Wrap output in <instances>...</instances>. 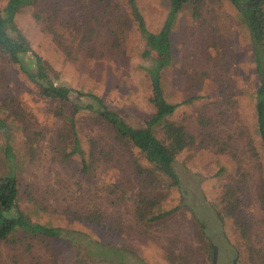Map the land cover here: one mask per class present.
Masks as SVG:
<instances>
[{
    "label": "rangeland",
    "instance_id": "1",
    "mask_svg": "<svg viewBox=\"0 0 264 264\" xmlns=\"http://www.w3.org/2000/svg\"><path fill=\"white\" fill-rule=\"evenodd\" d=\"M135 1L148 29L158 31L169 12L170 0ZM7 2L0 0V6L4 8ZM15 24L43 57L57 83L97 93L133 125H142L153 115L152 87L145 70L149 63L142 56L145 40L130 0H41L37 7L21 9ZM172 39L177 54L176 62L163 75L167 99L179 102L194 94L203 96L196 104L183 106L174 118L196 138L181 159L188 169L200 174L203 196L210 206L232 186L240 184L245 189L244 227L248 234L243 236L242 226L232 217H225L222 228L219 222H212L209 228L234 252L217 239L222 249H218L215 263L264 264V153L255 129L259 77L248 26L230 0H203L197 17L190 4L180 12ZM56 107L39 95L18 65L0 54V119L4 121L0 123V177L15 174L19 178L20 205L27 210L31 209L30 195L39 190L55 188L52 196L48 195L49 203H69L81 197L74 167H64L57 160L58 133H68L69 124L55 115ZM79 131L86 148L90 147V135H104L91 121L79 122ZM8 144L13 148L10 159L5 153ZM134 154L142 156L136 148ZM13 158L14 166L10 163ZM101 173V183H115L126 175L117 168ZM64 184L72 187L61 189ZM28 185L33 189L28 191ZM132 187L130 195L136 191ZM178 198V191L171 190L158 200L153 212L174 207ZM186 209L182 208L169 224L156 228L155 242L104 232L95 224L50 209L33 217L84 231L112 250L123 248L118 256L112 255V250H94L116 256L115 264H214L215 247L209 250L199 240ZM184 242L194 251L190 253L193 261L184 262L179 257ZM78 256L81 258L76 247L62 239L19 234L0 241V264H73ZM85 261L97 264L92 255Z\"/></svg>",
    "mask_w": 264,
    "mask_h": 264
},
{
    "label": "trees",
    "instance_id": "2",
    "mask_svg": "<svg viewBox=\"0 0 264 264\" xmlns=\"http://www.w3.org/2000/svg\"><path fill=\"white\" fill-rule=\"evenodd\" d=\"M202 1L170 0V9L162 27L158 31H152L148 29L136 1L130 0L132 13L145 40L142 56L149 63L145 70L151 82V102L155 108L153 115L142 125L127 122L97 93L83 91L68 83H57L54 80L43 57L33 49L15 24V16L21 9L37 7L41 0H8L4 8L0 6V54L18 65L38 88L39 95L57 104L55 115L68 122V133H58L59 141L55 148L58 147L60 152L57 149L55 151L59 156L58 162L64 167L68 164L74 167L79 180L77 187L81 193V197L74 201L68 200L69 203L62 200L49 203L48 195L52 196L55 188L44 192L39 190L37 194L30 195L31 209L27 210L20 205L22 191L19 178L15 174L0 177V241L10 240L19 234L62 239L72 243L81 255L73 264H85V257L88 255H92L97 264H115L117 260L114 257L123 248L112 250L109 244L100 243V239H95L84 231L40 222L33 214L50 209L55 213L95 224L104 232L136 235L155 242L153 239L156 238V228L172 220L182 208H187L190 222L197 228L199 240L206 243L209 250L216 246L222 249L221 241L217 240L219 239L233 252L229 243L209 227L212 222L217 221L222 228L224 219L228 216L234 219L235 224L242 226L243 236L248 234L244 227V186L237 184L230 187L219 201H215L216 205L210 206L207 203L201 189L200 174L188 169L181 159L195 144V135L174 119L183 106L196 104L203 96L194 94L182 101L171 102L166 97L163 83L164 71L176 62L177 50L172 33L178 15L190 4L193 5L194 16L197 17ZM230 2L238 9L239 16L248 26L250 34L255 70L259 77L255 99V129L264 153V0ZM40 15L36 12L37 18L40 19ZM81 121H91L104 132L101 136L90 135L88 148L80 135ZM0 123L4 124V121L0 119ZM28 143L33 144L32 139L28 138ZM34 148L32 146L30 150L33 151ZM134 148L141 157L134 154ZM12 149L11 145H6V159L13 157ZM10 163L14 166V158ZM110 168L121 169L126 175L115 183H101L102 170ZM221 170L225 171V167ZM237 173L240 171L237 170ZM131 184L136 190L134 195H130ZM28 186V191L33 189L31 185ZM66 187H72V184H64L60 188ZM173 189L179 193L178 204L154 213L158 200L166 197ZM128 206L131 207L129 211ZM184 216H188L187 213ZM184 244L180 259H184V262L188 259L193 261L191 254L194 251L191 246L187 247L186 242ZM96 248L102 252L112 250V255L115 253L116 256L94 252Z\"/></svg>",
    "mask_w": 264,
    "mask_h": 264
},
{
    "label": "water",
    "instance_id": "3",
    "mask_svg": "<svg viewBox=\"0 0 264 264\" xmlns=\"http://www.w3.org/2000/svg\"><path fill=\"white\" fill-rule=\"evenodd\" d=\"M217 253H218V247H215L214 248V253H213V262H214V264H216L215 262H216V258H217Z\"/></svg>",
    "mask_w": 264,
    "mask_h": 264
}]
</instances>
